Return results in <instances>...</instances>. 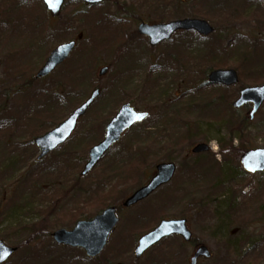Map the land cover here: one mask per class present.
I'll return each instance as SVG.
<instances>
[{
	"label": "rangeland",
	"instance_id": "obj_1",
	"mask_svg": "<svg viewBox=\"0 0 264 264\" xmlns=\"http://www.w3.org/2000/svg\"><path fill=\"white\" fill-rule=\"evenodd\" d=\"M119 1L120 5H126L135 14V18L127 19V29H124L125 36L135 45L129 55L125 53L120 60H116L109 47H105V34L111 30L112 33L117 28L115 23L109 20L111 16L116 15V5L110 3L99 7V10L91 11L90 7L82 3L67 1L59 16L53 18L47 15L50 20L45 31L36 27L42 30L40 37H45L37 47L38 42H21L36 40V36L29 34L32 27L24 22L25 19L28 22L30 19L32 26L35 20H39L37 25L41 26L42 17L46 19L39 9L32 15L29 13L36 5L39 6V0H11L5 3L0 0V120L6 121L16 115L19 123L25 122L27 120L24 119L39 108L46 111L45 104L49 105L51 102L47 99L46 101L45 97L55 95L65 96L68 101L61 112L62 120L69 116L94 88L102 91L101 99L79 122L71 140L40 165H32L36 166L33 169L31 163L37 159L33 141L24 137L19 139L20 145L15 144L13 139L16 136L10 133L12 129L8 128L7 134L4 135L10 141L5 145V137L0 134V162L4 163V166L20 162L18 171L15 170L8 177L13 181L6 186H2L0 182V240L9 247L18 248L11 262L23 260L28 251V241L34 240H38L37 250L45 256L43 262L48 261L51 253L56 256L58 250H53L55 244L51 240V234L57 229H70L75 224L69 223V220L65 227H61L59 224L64 223L58 217L69 212L74 213L75 210H78L77 215H92L90 218L97 215L99 203L92 207H85V203L96 193L97 184L116 167L124 172L123 179L119 178L118 181L126 183L125 186H117L121 191L117 196L120 205L133 190L140 188L150 179L156 165L172 161L179 166V176L174 185L168 190L162 188L150 199L130 209H123L119 215V224L97 262L86 263L83 253L72 252L77 256L75 259L63 257L57 264H189V258L196 248L192 244L182 247V240L177 237L153 247L140 260L134 259L133 256L136 242H132V238L136 240L140 235L135 234V228L141 225H150V228L163 218L176 217L187 219V226L192 237L198 241L197 245H203L211 253V259H200L197 264H264V245L260 243L264 239V222L255 221L247 226H238L239 222L236 224V221L244 214L233 213L227 220L224 214L214 212L219 203L227 199L236 200L237 204L242 203L251 193L257 191L264 201V174L247 175L239 163L240 156L247 148H264V105L252 121L248 115L250 107L241 111L231 107L241 88L264 84V31L259 26L257 30L256 26L250 28L242 23L236 24L234 29L243 36L236 44L242 46L246 53L242 55L226 51L227 38L231 36H227L228 26L218 19L219 14H225L230 4L237 7L236 15L244 13L250 16L252 12L260 11L263 15L261 17L264 18V0ZM198 11L207 15L211 12L215 16L205 19L217 28L208 38L209 41L200 43L201 41L194 40L196 38L192 37L193 33H189L165 47L155 50L148 47L147 57L151 68L149 67V71L139 70L136 64L145 60V45L148 46L146 40L135 33L140 20L154 25L192 18ZM7 20L10 21L9 27H16L18 31L11 33L9 41L4 38L8 35L7 28L3 26ZM102 34L104 35L100 44ZM71 39L79 44L69 61L60 66L48 80L37 81L30 88L25 87L26 79L34 78L49 53L58 44ZM41 40L42 38L39 39ZM118 45L122 47V41ZM8 47L23 53L24 60L15 61L11 58ZM29 50L32 52L29 53ZM25 62L35 66L31 71L33 75L26 74L21 77L23 80L10 79V70L15 63ZM221 65L224 66L217 67ZM103 66L109 67L110 72L100 79L97 73ZM212 69H234L239 75V85L221 89L206 84L208 72ZM127 70L130 71L129 78L122 77L121 72ZM119 71L123 88L120 83L117 84ZM73 82L75 87L71 88ZM204 101H208L209 105H213L211 109H214L202 115L193 114L194 108H199L195 106L201 107L202 105L197 104ZM127 102L138 111L150 112L148 121L126 133L93 173L85 178L79 177L88 159V151L94 145L90 141L94 138L98 141L103 137L102 130L106 124L104 119L115 114ZM54 105L60 107V100ZM39 114L43 116L47 113ZM192 114L196 115L197 119ZM33 119L35 117L31 120ZM30 123L32 122L25 123L20 130L26 132ZM195 126L201 129V135L194 134L197 132ZM241 131L248 133V139L243 143L240 139ZM20 134V131L16 133ZM229 137L232 138L231 141ZM245 138L243 136V139ZM201 143H210L211 151L192 156V147ZM11 148L13 150L8 151ZM196 166L200 168V172L205 170L209 174L203 181L198 177L197 183V179L189 175V170H194L193 167ZM229 181L228 185L233 193L224 194L219 185ZM63 185H70L72 190L61 194L60 202H57L54 200L55 194H60L59 189ZM100 186L107 190L110 186H115V180L107 178ZM165 190L166 194L162 195ZM178 190L182 192H177ZM215 190L220 196L215 197L212 193ZM88 216H82L81 219L85 220ZM43 222L42 228L36 226ZM234 229L237 231L232 236L230 231ZM222 230L227 236V241L233 238L235 241L238 238V242H235L230 250L225 247L221 238ZM247 250L250 251L248 258L240 260L241 252ZM258 254H261V259Z\"/></svg>",
	"mask_w": 264,
	"mask_h": 264
},
{
	"label": "water",
	"instance_id": "obj_2",
	"mask_svg": "<svg viewBox=\"0 0 264 264\" xmlns=\"http://www.w3.org/2000/svg\"><path fill=\"white\" fill-rule=\"evenodd\" d=\"M86 3L98 4L104 0H82ZM44 4L53 11L54 14L58 11L62 5V0H43ZM176 30H193L201 33L204 36H208L214 30L202 20H191L187 19L184 21H176L174 23L165 25H156L149 27L142 25L139 27V33L149 36L150 43L152 46L159 44L161 41H166ZM74 43H68V45L58 46L57 49L51 53L48 57L47 63L38 73L37 77H46L48 74L53 72L58 64L62 63L67 59L69 53L73 50ZM106 69H102L100 76L106 73ZM238 82L237 73L234 70H222L214 71L209 77V83L220 84L225 86H233ZM239 99L234 102L233 108L240 109L245 104H252L251 118H253L256 111L263 105L264 102V86H258L255 88H245L240 93ZM99 96V91L92 93V96L84 103L80 108L74 111L69 119L64 121L58 128L40 137L35 141V145L41 151L40 159L45 155L61 146L72 134V131L76 127L77 120L82 117L86 110L92 105L95 99ZM121 111L115 116L114 119L106 127V135L104 140L95 146L89 152V161L85 165V170L82 176L90 173L101 158L105 155L106 151L111 146L116 144L124 133V131L131 126L142 122L147 117L146 114L135 113L134 109H131L129 105H125L120 109ZM207 151V147L198 145L193 149L194 153H203ZM241 166L243 170L252 175L264 172V149H258L257 151H248L241 158ZM175 166L171 165H160L157 168V175L152 178L148 186L141 188L139 191L134 193L124 203V207H130L143 199L149 197V195L157 188L161 187L170 181L174 174ZM118 219L115 216V208H108L102 214L97 215L94 219L87 222H78L74 229L71 231L57 230L53 234L54 242L69 246L72 248H82L86 253L87 257L95 258L101 254L102 250L107 244V239L113 228L117 225ZM186 220H174V221H163L160 223L153 232L142 236L139 239L137 247L134 249L135 258L139 259L143 254L152 248L153 245L164 240V238L178 235L184 239L185 242L191 240V233L186 227ZM16 251L15 248H9L0 241V264L8 261L12 254ZM203 257L208 259L210 253L207 248L201 246L197 249V252L191 258V264H196L197 258Z\"/></svg>",
	"mask_w": 264,
	"mask_h": 264
},
{
	"label": "trees",
	"instance_id": "obj_3",
	"mask_svg": "<svg viewBox=\"0 0 264 264\" xmlns=\"http://www.w3.org/2000/svg\"><path fill=\"white\" fill-rule=\"evenodd\" d=\"M8 1L9 0H7L6 2H8ZM236 10H237V7L235 5L230 4V6L227 7V9H226L225 14H222V15L219 14L218 19L223 25L228 26V27H226V29H228V31H227L228 35L227 36L228 37L231 36V38H227L228 42L226 43L225 50L226 51H233L235 53L244 55L246 52L242 49V46H238L236 44L237 42L240 41V39L243 38V36L240 35L238 32H236V30L234 29L236 27V24L242 23V24H245L246 26H249L250 28L256 26L255 29H257V30H258L257 27L259 26V28H261V30L264 31V18L261 17L262 13L260 11L252 12V14L250 16H246V14H244V13H241V14L239 13V15H236L235 14ZM194 16H195V18L200 17L203 19H212V17H215L211 14V12H209V14L207 15V14H202L200 11L195 13ZM252 24H254V25H252ZM216 30H217V28H216ZM232 32H235V33H232ZM39 50H41V49H39ZM9 51H10L9 54L11 55L10 57L15 59V61H21L22 59L24 60V58H22L23 53H17L15 51V49H11V48ZM28 52L30 53L32 51L29 50ZM15 53H17V54H15ZM29 63L30 62H25L23 64L15 63L16 65L14 64L15 66L12 67L10 70L11 71L10 79H13L14 81L15 80H23V78H21L20 76H25L26 74L32 76L33 73H31V71L35 66L32 64H29ZM223 66L224 65L217 66V67L221 68ZM225 66H228V65L225 64ZM25 82H26L25 87H28V88L33 87V85L36 84V81H34L32 79V77L27 78ZM74 84H75V82L72 83L71 88L75 87ZM1 98L4 99L3 96ZM46 98L48 101L50 100V102H51L49 105L45 104L46 111H41L39 108L38 111H36L35 113H32V115H29L28 118L24 119V120H27L25 122L19 123L17 121L16 115L10 117L6 121L3 119L0 120V129L3 130V131L0 130V134L5 137L4 138V141H5L4 144L5 145L7 142L10 141V139L5 136L7 134L8 128L12 129L10 133H12L13 135L16 136V138L13 139V142L15 144L19 143V145H20L19 139L27 137L28 139L32 140L33 138L40 136V134L46 133L53 126L58 125V123L61 121V117H62L61 112H62L63 108L66 107V104L63 102L65 96L61 97L59 95H55V96H49ZM9 99H10V97H9ZM59 100H60V107L57 105H54V104H58ZM40 112H45L47 114L40 116V114H39ZM110 116H108V117H110ZM34 117H35V119L31 120ZM193 117L196 118V115H193ZM7 121H9V122L7 123ZM28 122H32L33 124L30 123L28 125V127L26 128V132L20 130V128H22L24 126V124L28 123ZM207 122L209 124L211 123V121L210 122L207 121ZM2 124H3V126L5 125L6 128L3 129ZM10 124H11V126H10ZM195 129H197V132H195L194 134H196V136L201 135V133H202V132H200L201 129L198 128L197 126H195ZM18 131L21 132L20 135H16V133ZM243 136H244V138L245 137L246 138L243 139ZM240 139H242V143H243L244 140L248 139V133L245 131H241V138ZM229 140L231 141L232 138H230ZM90 143L94 144V141L92 140V141H90ZM0 144H2V142ZM1 148H3V147H1ZM6 148H7V146H6ZM12 148L8 151L11 152V150H13ZM3 161H4V159H3ZM18 165H20V162H17V161L11 163V165H8V166H4V163L0 162V182H1L2 186H6L7 183L13 181L11 178L8 179V177L15 170L18 171V169H17ZM200 175H201L200 169L197 168L195 170L194 175H190V176H192L193 178L195 177L197 179L196 182H198V177L201 180ZM22 176L23 175H20V177H22ZM229 183H230V181L227 184L223 185V183H221V185H219V189L223 190L222 193H224V194L233 193V192H231V189L229 188V185H228ZM125 184H126L125 182L118 181V183L114 187H110V189L107 192H103V189H99V187H98L96 193H94L93 196H90V198H91L90 201L88 203L87 202L85 203V207L86 206L92 207V205H96L99 203V207L97 208V210H98L97 213H100L101 211L104 210V208L108 207L109 204H114L115 202L118 201L119 198L117 196H118L119 192H121V191H120V189H118L117 186L118 185L124 186ZM69 190H72L70 185H63V187L59 189L60 194H58V192H56L54 200H56L57 202H60L59 198H60L61 194H63V195L67 194V192ZM216 190H218V189H216ZM216 190L212 191V193L215 195V197H218V196H220V193H215ZM257 193H251L248 199H244V201L242 203H238V204L236 203V200L231 201V200L227 199V201L219 203V205L216 207L214 212L216 214L217 213L218 214H224L227 220H229L231 218V215L233 213L244 214V216H242V217L240 216L237 219L238 221H236V224H237V222H239L238 226H241V225L247 226L251 222H255V221H258L260 223L264 222V201L259 196L258 191H257ZM213 194H212V197H213ZM77 213H78V210H75L74 213L69 212V213L65 214L64 216L58 217V219H61V222L64 224L67 223V221H69V220H70L69 223L73 224V223H76L77 220L81 219L82 216H88V214L84 215L83 213H80L79 215H77ZM91 216L92 215H89L87 218H85V220L89 219ZM47 220H48V217H47ZM64 224H62V225L59 224V225L61 227H65L66 224L65 225ZM67 225H69V224H67ZM36 226L42 228L44 226V222H43V224H41V223L36 224ZM150 229H152V227H150V228L144 227L140 230H136L135 234H138V233L142 234V232L148 231ZM220 229H222V228H220ZM33 231H35V230H33ZM234 231L236 232L237 230L236 229L231 230L230 235L233 236V233H235ZM221 236H222L221 238H223V240H224L225 247H227V249H229V250L231 249V246L232 247L234 246L235 242H238V238L235 239V241H233L234 238L232 240L230 239L229 241H227V236L224 235L223 230L221 231ZM28 242H27L28 245L26 243V245L28 246L27 247L28 251H27V254L24 255L23 260L15 262V263L14 262L12 263L10 261L7 264H57V261L63 259V257H71L74 259L77 257V256L73 255L72 252H74V251H70V250H67V249L61 248V247H55V249L58 250V252H56V256H53V253L50 254L48 252L50 254V258L48 259V261L43 262V259L45 258V256L42 255L43 253H41L37 250V245H39L38 240H34L33 242H30V241H28ZM132 242H136V240L132 238ZM197 243H198V241L194 240L193 244L196 245ZM260 243L261 244L263 243V245H264V239L262 241H260ZM55 249L53 246V250H55ZM235 249H237V248H235ZM45 250H46V248L43 251H45ZM248 251L249 250H247L245 252H243V251L241 252V255H239L241 257L240 260H246L248 258V256L250 255V251H249V253H248ZM50 252H53V251H50ZM64 254H67V255H64ZM260 255L261 254H258V256H259L258 258L261 259Z\"/></svg>",
	"mask_w": 264,
	"mask_h": 264
},
{
	"label": "flooded vegetation",
	"instance_id": "obj_4",
	"mask_svg": "<svg viewBox=\"0 0 264 264\" xmlns=\"http://www.w3.org/2000/svg\"><path fill=\"white\" fill-rule=\"evenodd\" d=\"M168 186H169V185H168ZM170 186H171V185H170ZM170 186H169V187H170ZM169 187H168V188H169ZM168 188H167V189H168Z\"/></svg>",
	"mask_w": 264,
	"mask_h": 264
}]
</instances>
